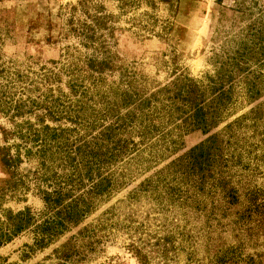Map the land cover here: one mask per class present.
<instances>
[{
  "label": "rangeland",
  "instance_id": "374dc122",
  "mask_svg": "<svg viewBox=\"0 0 264 264\" xmlns=\"http://www.w3.org/2000/svg\"><path fill=\"white\" fill-rule=\"evenodd\" d=\"M0 264H264V0H0Z\"/></svg>",
  "mask_w": 264,
  "mask_h": 264
},
{
  "label": "trees",
  "instance_id": "16d2710c",
  "mask_svg": "<svg viewBox=\"0 0 264 264\" xmlns=\"http://www.w3.org/2000/svg\"><path fill=\"white\" fill-rule=\"evenodd\" d=\"M195 159V160H194ZM192 161H194L193 163H192V171H196L198 174H201L203 171H204V169H205V167H206V165H203V163L202 162H197V158H193V160ZM192 161H189V163L190 162H192ZM193 175H195V173L193 172ZM202 176V175H201ZM23 221H24V219H20L18 222L19 223H16L15 224V229L12 231L13 233H11V235H7V239H5L4 241H3V243H6L7 241H9L10 240V238L12 237V236H14V235H16L18 232H20L22 229H23ZM23 223V224H22ZM17 224H19V225H17ZM6 235H2V237L1 238H6L5 237Z\"/></svg>",
  "mask_w": 264,
  "mask_h": 264
}]
</instances>
